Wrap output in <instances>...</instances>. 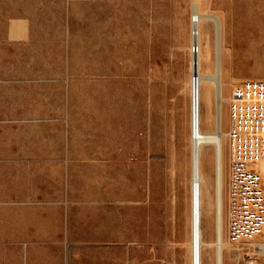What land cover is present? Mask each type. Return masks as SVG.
<instances>
[{"label": "rangeland", "instance_id": "374dc122", "mask_svg": "<svg viewBox=\"0 0 264 264\" xmlns=\"http://www.w3.org/2000/svg\"><path fill=\"white\" fill-rule=\"evenodd\" d=\"M194 1L0 0V264H190ZM198 1L224 21L226 95L264 81V0ZM247 244L225 264H264Z\"/></svg>", "mask_w": 264, "mask_h": 264}, {"label": "bare ground", "instance_id": "6f19581e", "mask_svg": "<svg viewBox=\"0 0 264 264\" xmlns=\"http://www.w3.org/2000/svg\"><path fill=\"white\" fill-rule=\"evenodd\" d=\"M191 9V46L189 45L191 56L189 83L192 143L190 264H203L201 206L205 201L204 199H207V204L212 211L213 217L215 236L214 263L225 264V251L228 253L229 248V242L226 237L225 207V140L228 136V132L225 130V103H228L232 99V96L229 97L225 93V88L229 84L227 82L228 73L225 70L223 58L225 25L222 20L223 18L213 12H209V10H205L198 0L192 3ZM210 23L213 24V31ZM212 34L215 39V53L212 51ZM195 47L197 48V52L196 50L193 51ZM213 54L215 55L214 58ZM205 64L207 65L206 69L204 68ZM233 81L235 80L233 79ZM233 83L236 84L233 85L232 92L240 90V83ZM212 148H214V153L213 175L211 176L209 172L203 169L202 157L203 151H211ZM256 169L263 174L264 184V162L259 163ZM253 244H264V234ZM232 250L234 249H231L230 254L233 258H240L241 255H243V258L250 255L258 256L263 252L253 249L247 243L243 248H236L237 252H239V255L236 257L232 255Z\"/></svg>", "mask_w": 264, "mask_h": 264}, {"label": "built area", "instance_id": "2783aa9c", "mask_svg": "<svg viewBox=\"0 0 264 264\" xmlns=\"http://www.w3.org/2000/svg\"><path fill=\"white\" fill-rule=\"evenodd\" d=\"M232 93L225 207L226 237L236 257V248L264 234L263 174L256 169L264 162V81L246 82Z\"/></svg>", "mask_w": 264, "mask_h": 264}, {"label": "crops", "instance_id": "0c3cea01", "mask_svg": "<svg viewBox=\"0 0 264 264\" xmlns=\"http://www.w3.org/2000/svg\"><path fill=\"white\" fill-rule=\"evenodd\" d=\"M208 155H209V152H206V153H205V160H204V169H205V171H207V172H208V169H207L206 161H207V157H208Z\"/></svg>", "mask_w": 264, "mask_h": 264}]
</instances>
